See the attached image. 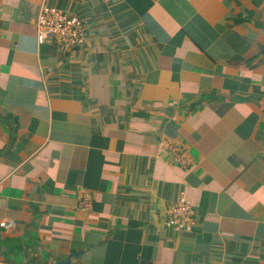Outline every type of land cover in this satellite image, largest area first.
<instances>
[{
  "label": "crops",
  "instance_id": "crops-1",
  "mask_svg": "<svg viewBox=\"0 0 264 264\" xmlns=\"http://www.w3.org/2000/svg\"><path fill=\"white\" fill-rule=\"evenodd\" d=\"M3 222L0 264H264V0H0Z\"/></svg>",
  "mask_w": 264,
  "mask_h": 264
},
{
  "label": "built area",
  "instance_id": "built-area-1",
  "mask_svg": "<svg viewBox=\"0 0 264 264\" xmlns=\"http://www.w3.org/2000/svg\"><path fill=\"white\" fill-rule=\"evenodd\" d=\"M85 38L86 27L79 18L69 16L56 8L42 7L38 19V43L43 44L51 40L60 50L66 52L83 44ZM78 204L81 211L90 212L93 208V198L90 194L84 193ZM192 213L191 202L183 197L170 209L168 223L177 230L189 232L193 226ZM0 226L11 227L6 222L1 223Z\"/></svg>",
  "mask_w": 264,
  "mask_h": 264
},
{
  "label": "trees",
  "instance_id": "trees-1",
  "mask_svg": "<svg viewBox=\"0 0 264 264\" xmlns=\"http://www.w3.org/2000/svg\"><path fill=\"white\" fill-rule=\"evenodd\" d=\"M202 23V31L201 32H198L197 34L194 35V38H195V41L198 43V44H203L205 43L206 39L208 38V33L210 32L209 29H207V25H205V23L202 21V19H198L197 21H195V23ZM193 25V24H192ZM191 25V26H192Z\"/></svg>",
  "mask_w": 264,
  "mask_h": 264
},
{
  "label": "rangeland",
  "instance_id": "rangeland-1",
  "mask_svg": "<svg viewBox=\"0 0 264 264\" xmlns=\"http://www.w3.org/2000/svg\"><path fill=\"white\" fill-rule=\"evenodd\" d=\"M169 218H170V216H169Z\"/></svg>",
  "mask_w": 264,
  "mask_h": 264
}]
</instances>
